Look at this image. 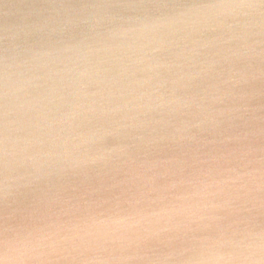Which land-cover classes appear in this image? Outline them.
I'll list each match as a JSON object with an SVG mask.
<instances>
[{"label": "water", "instance_id": "obj_1", "mask_svg": "<svg viewBox=\"0 0 264 264\" xmlns=\"http://www.w3.org/2000/svg\"><path fill=\"white\" fill-rule=\"evenodd\" d=\"M262 3L0 0V264H260Z\"/></svg>", "mask_w": 264, "mask_h": 264}, {"label": "snow or ice", "instance_id": "obj_2", "mask_svg": "<svg viewBox=\"0 0 264 264\" xmlns=\"http://www.w3.org/2000/svg\"><path fill=\"white\" fill-rule=\"evenodd\" d=\"M225 7L249 8L252 7V5L248 3H244V4H236V5H226ZM261 9H264V3L261 4ZM261 190L264 191V175H262L261 177ZM261 208L262 210H264V201H262L261 203ZM238 210L246 211L247 209L241 207ZM260 255H261L260 264H264V244H262Z\"/></svg>", "mask_w": 264, "mask_h": 264}]
</instances>
